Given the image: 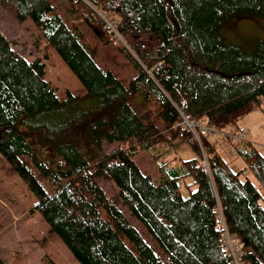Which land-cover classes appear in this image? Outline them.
<instances>
[{"label": "trees", "instance_id": "trees-1", "mask_svg": "<svg viewBox=\"0 0 264 264\" xmlns=\"http://www.w3.org/2000/svg\"><path fill=\"white\" fill-rule=\"evenodd\" d=\"M0 10L86 88L60 99L45 62L0 29V143L45 192L31 211L81 264H230L218 202L246 264H264V155L242 139L241 177L206 135L203 149L191 141L174 107L233 131L261 104L264 41L247 51L224 26L248 15L264 31V0H0ZM175 139L197 156L181 160L184 172L158 179L140 167L138 153Z\"/></svg>", "mask_w": 264, "mask_h": 264}, {"label": "rangeland", "instance_id": "rangeland-1", "mask_svg": "<svg viewBox=\"0 0 264 264\" xmlns=\"http://www.w3.org/2000/svg\"><path fill=\"white\" fill-rule=\"evenodd\" d=\"M0 29L16 41V48L20 51L22 49L28 60L40 57L45 62V78L55 88L60 99H65L67 92L77 96L86 93L83 83L52 45L43 43L41 50L31 51L30 34L23 29V26L6 17L1 10ZM224 31L230 41L247 51L253 49L259 40L264 41V31L256 19L248 15L237 16L224 26ZM25 45L27 46L24 47ZM237 125L246 127L247 134L244 139L253 142L264 155V100L259 106L243 115ZM230 132L229 129L218 133L209 132L206 137L211 144L218 142L224 147L225 154L223 148L217 146V149L233 162V169L240 171L241 177H245L242 172L245 165L234 149L240 140L235 138L228 141L226 136ZM112 146L105 143V149ZM157 148L169 151L173 146L163 142L158 144ZM168 151L165 152L169 155L166 157L172 156L173 152ZM157 158L153 148L149 151L143 150L135 157L144 171H150L159 179L164 175L160 172V160ZM249 176L257 183L256 179ZM261 192L264 194V189H261ZM44 198L43 189L25 168L21 167L15 155L0 143V255L7 264H46L47 256L57 264H81L68 246L51 231L42 215L31 211L34 204ZM261 202L264 205V199H261Z\"/></svg>", "mask_w": 264, "mask_h": 264}, {"label": "built area", "instance_id": "built-area-1", "mask_svg": "<svg viewBox=\"0 0 264 264\" xmlns=\"http://www.w3.org/2000/svg\"><path fill=\"white\" fill-rule=\"evenodd\" d=\"M185 105V103L183 105L174 104L176 115L178 117L176 125L191 133V141H198L201 148H203L201 144V137L207 135L209 132L218 133L220 132V130L215 125L208 124L201 119L192 117L191 114L185 112ZM246 134V128L240 127L238 130L228 133L226 137H228L230 141H232L235 138L243 139ZM194 158L196 159L197 157ZM201 163L204 165V167L209 169L208 158L204 150L203 157H201ZM244 174L246 175L247 171H244ZM217 210L218 213L216 217V226L221 232L222 246L227 255L230 257V264H246L244 241L239 236V234L231 231V229L229 228L226 216L219 202L217 203Z\"/></svg>", "mask_w": 264, "mask_h": 264}, {"label": "crops", "instance_id": "crops-1", "mask_svg": "<svg viewBox=\"0 0 264 264\" xmlns=\"http://www.w3.org/2000/svg\"><path fill=\"white\" fill-rule=\"evenodd\" d=\"M241 126H243V125H241ZM238 143H240V142H237V144ZM170 144L173 146L172 149L169 148V151L173 152L172 156H170V157H166V156H169V155H167V153L165 154V152L168 151L167 149L159 150V148H157V146L155 148H153L156 152V156H158L157 159L160 160V163H159L160 164V172H162L164 176H167V174H170V173L171 174H177L180 172H184V166L181 163V160L190 159L195 155V151L193 150L190 142L187 140L175 139ZM216 144H214L215 148L217 149L218 148L217 146L223 148L224 154H225L224 147L222 145H220L218 142H216ZM217 151H218V149H217ZM237 155L240 159H242L238 153H237ZM162 156L165 158H161ZM223 157L229 162L230 166L233 168V166H232L233 162H231L229 160V158L227 159L225 156H223ZM242 161L245 165L246 163L244 162L243 159H242ZM161 164H164V165L161 166ZM262 195L264 197L263 193H262Z\"/></svg>", "mask_w": 264, "mask_h": 264}, {"label": "water", "instance_id": "water-1", "mask_svg": "<svg viewBox=\"0 0 264 264\" xmlns=\"http://www.w3.org/2000/svg\"><path fill=\"white\" fill-rule=\"evenodd\" d=\"M1 131V130H0Z\"/></svg>", "mask_w": 264, "mask_h": 264}]
</instances>
